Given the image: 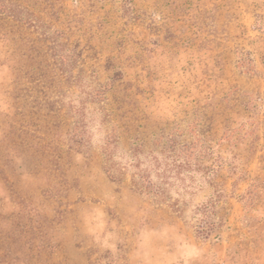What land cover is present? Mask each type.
<instances>
[{"label": "rangeland", "instance_id": "obj_1", "mask_svg": "<svg viewBox=\"0 0 264 264\" xmlns=\"http://www.w3.org/2000/svg\"><path fill=\"white\" fill-rule=\"evenodd\" d=\"M0 264H264V0H0Z\"/></svg>", "mask_w": 264, "mask_h": 264}, {"label": "trees", "instance_id": "obj_2", "mask_svg": "<svg viewBox=\"0 0 264 264\" xmlns=\"http://www.w3.org/2000/svg\"><path fill=\"white\" fill-rule=\"evenodd\" d=\"M172 156L174 157L173 160L175 161V157H177V155L173 154ZM138 165L139 163L137 162L136 166ZM169 169L170 168L163 169L161 175L158 174L159 171H156L158 178L162 179L165 176L166 171ZM137 176L138 178L137 181H135V185L140 192L157 196L160 198V200H165L161 182H155L149 170L145 168H139ZM208 204L211 205L212 203H207L204 206L196 207L198 217H196L194 221L197 223V232L201 235H208L216 225V222L212 221V213L208 212Z\"/></svg>", "mask_w": 264, "mask_h": 264}]
</instances>
